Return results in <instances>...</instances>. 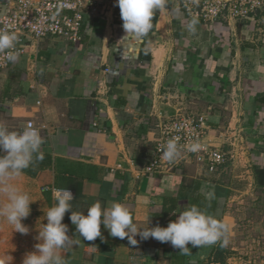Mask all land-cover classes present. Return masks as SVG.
<instances>
[{"label":"crops","instance_id":"0c3cea01","mask_svg":"<svg viewBox=\"0 0 264 264\" xmlns=\"http://www.w3.org/2000/svg\"><path fill=\"white\" fill-rule=\"evenodd\" d=\"M13 2L0 0V14ZM100 13L85 17L75 44L31 41L0 71V121L16 131L32 122L45 141L44 159L13 183L30 195L29 216L38 226L47 223L55 203L50 189L73 193V209L62 222L79 243L62 250L67 264H219V244H189L192 255L186 256L170 242L139 234L133 246L103 224L104 239L87 241L70 216L73 210L87 215L96 201L102 207L118 201L143 230L167 227L196 204L230 225L234 244L240 218L235 199L244 189L264 193L258 176L264 169V12L238 21H198L193 32L192 19L168 0L140 39L126 35L120 13L107 11L104 19ZM179 110L205 116L204 141L234 151L231 174L227 168L208 173L192 162L145 172L158 123Z\"/></svg>","mask_w":264,"mask_h":264},{"label":"clouds","instance_id":"9594fccd","mask_svg":"<svg viewBox=\"0 0 264 264\" xmlns=\"http://www.w3.org/2000/svg\"><path fill=\"white\" fill-rule=\"evenodd\" d=\"M120 8L123 28L126 35L137 39L146 36L153 28V18L157 11L167 7L168 0H117ZM197 19L193 18L188 24L191 31H195ZM19 37L15 31H0V53H6L9 61L15 62L18 58L15 51ZM179 138L167 140L162 148V158L167 162L177 160L187 147L188 151L196 152L202 147L199 140L189 145L179 144ZM41 130L28 122L22 131L9 130L7 124L0 121V197L6 202L0 203V218L14 226V231L27 235L29 228L22 223L30 213V204L33 202L30 195L23 191L13 181L24 174V170L34 167L38 161L44 159L41 147L44 144ZM55 203L46 213L47 223L43 224L36 239L34 251L27 252L22 264H67L63 251L69 250L78 244L70 236L68 225L63 223L66 212L73 209L71 201L73 193L67 188L52 190ZM211 196V194H210ZM70 220L76 226V233L87 241L104 239L101 224L110 232L112 237L128 238L133 246L138 244L135 236L142 239L155 238L167 243L186 256L192 255L193 247H206L219 244L227 247L230 243V225L196 204H191L180 212L178 218L171 221L167 227L159 225L138 229L133 222L132 211L127 204L118 201H109L107 207H102L96 201L83 211H72ZM13 257L8 254L0 255V264H12Z\"/></svg>","mask_w":264,"mask_h":264},{"label":"built area","instance_id":"2783aa9c","mask_svg":"<svg viewBox=\"0 0 264 264\" xmlns=\"http://www.w3.org/2000/svg\"><path fill=\"white\" fill-rule=\"evenodd\" d=\"M173 1L189 19L196 18L204 24L245 20L264 12V0ZM97 9H101L100 19H104L107 11L120 13L117 0H14L12 4L6 5V12L0 14V31L8 30L17 33L19 37L15 48L17 56L26 53L31 41L59 38L75 44L80 40V31L85 17H91ZM6 55V53H0V71L7 69L12 62L7 60ZM207 128L205 116L184 114L180 110L174 116L160 120L159 135L145 165V172L157 173L177 162L195 163L208 173L224 170L234 161L235 153L232 149L213 147L205 142ZM174 137H178L179 144L185 146L194 140H199L202 147L196 152L188 151L186 147L177 160L167 162L162 158L161 150L167 140ZM53 189L50 191L52 192ZM260 258L263 262L264 256Z\"/></svg>","mask_w":264,"mask_h":264},{"label":"rangeland","instance_id":"374dc122","mask_svg":"<svg viewBox=\"0 0 264 264\" xmlns=\"http://www.w3.org/2000/svg\"><path fill=\"white\" fill-rule=\"evenodd\" d=\"M226 172L231 174V167L227 168ZM245 191L244 189L242 197L234 201L240 209L237 212L240 217L237 237L234 244H231L230 235L229 245L220 248L219 264H264V260L261 262L260 258L264 256V193L261 189H257L254 193L248 190L245 193ZM3 202H6L5 199L0 197V203ZM22 223L29 228L27 235L15 232L13 225L6 219L0 218V255H11L12 264H22L25 254L34 251L35 244L39 243L36 237L42 226H38L31 216Z\"/></svg>","mask_w":264,"mask_h":264},{"label":"trees","instance_id":"16d2710c","mask_svg":"<svg viewBox=\"0 0 264 264\" xmlns=\"http://www.w3.org/2000/svg\"><path fill=\"white\" fill-rule=\"evenodd\" d=\"M258 174L259 178L264 179V169L260 170Z\"/></svg>","mask_w":264,"mask_h":264}]
</instances>
